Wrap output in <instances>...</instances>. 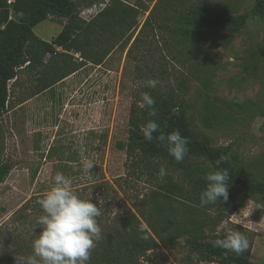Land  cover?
<instances>
[{
  "label": "rangeland",
  "instance_id": "obj_1",
  "mask_svg": "<svg viewBox=\"0 0 264 264\" xmlns=\"http://www.w3.org/2000/svg\"><path fill=\"white\" fill-rule=\"evenodd\" d=\"M110 1L75 0L76 14L89 22ZM159 1L125 0L140 12L139 28L130 46L126 50L116 48L101 66L80 65L79 56H69L68 64L78 66V72L36 96L42 72L65 59L53 60L47 55L44 66L26 65L10 82L7 112L0 117V165L12 166L0 187V264H15L16 255L32 254L31 239L37 237L38 230L30 214L26 221L20 212L32 199L44 198L54 186L57 172L72 180V191L91 193L92 186L109 184L126 211L142 223L138 213H149L150 199L166 175L192 191L194 184L186 171L169 168L161 177L158 167H131L123 148L131 105L154 77L160 90L180 92L183 84L181 94L188 105L193 133L211 146L230 147L234 169L256 183L264 182V22L250 20L241 33H222L209 44L194 48L173 33L177 15L156 9ZM184 1L188 5L201 2L216 14L233 15L249 12L255 4V0ZM11 18L17 19L15 15ZM66 22L51 17L34 33L51 43ZM208 107L217 116L212 127L206 125ZM82 153L95 163L88 173L82 168ZM204 165L201 172L193 166L192 176L206 179L211 168ZM169 207L164 217L165 222H172L171 227L192 217L199 226L197 234L207 240L223 239L239 231L249 241V249L242 256L264 263V198L238 187L226 202L212 207L183 199L174 200ZM230 209H235L232 215ZM158 223L163 229L168 226L164 220ZM185 241L186 235L173 242L158 241L161 260L170 264H222L202 260Z\"/></svg>",
  "mask_w": 264,
  "mask_h": 264
},
{
  "label": "trees",
  "instance_id": "obj_2",
  "mask_svg": "<svg viewBox=\"0 0 264 264\" xmlns=\"http://www.w3.org/2000/svg\"><path fill=\"white\" fill-rule=\"evenodd\" d=\"M8 1L0 0V117L7 112L10 82L17 79L19 70L26 65L31 68L44 66V58L47 55L53 60L55 57L65 58L60 62L52 61L53 64L42 72L40 88L36 94L38 96L78 72L80 69L78 66L72 67L68 64L69 56H79L82 60L80 65H84L85 62L101 66L116 48L126 50L130 46L140 24L139 10L126 4L125 0H111L89 22L78 18L75 0H15L11 4ZM175 1L167 3V0H160L156 9L163 8L166 14L177 15L173 33L182 43L194 48L209 44L222 33L239 34L250 20L258 19L264 22V0H255L253 9L242 15L216 14L201 2L188 5L189 3L184 0H177L178 4H174ZM11 15H15L17 19L11 18ZM51 17L67 19V22L60 34L48 43L40 40L34 29ZM148 24L150 21H147ZM137 40L134 41V46ZM57 50H61L62 53ZM158 86L151 88L146 85L136 96L130 108L128 139L123 148L131 167H141L145 170L163 167L165 172L169 168L177 172L183 170L187 172L186 176L190 178L194 187L189 191L184 185L166 175L163 181L160 180L159 190L150 199L149 213H138L144 223L126 211L127 208L118 198L115 189L107 183L92 186L91 193L86 190L73 191L81 199L91 200L97 204L101 213L96 218L102 230L101 238L95 242L86 264H170L161 260L158 241L173 242L182 235H186V245L198 253L202 260L222 264H264L253 263L242 254L237 255L214 247L215 240H207L197 234L199 226L192 217L176 227L170 226L172 222H165L164 212L170 208L174 200H190L200 204V195L207 181L192 176L193 166L201 172V165L208 164L212 171L217 168L216 161L221 155L227 156L228 159L219 167L226 168L230 175L228 199L238 187L250 195L264 198V182L256 183L234 169L230 147L211 146L193 133L188 120V105L181 94L183 84L180 86V92L160 90L161 87ZM142 93H149L155 100L157 116L150 117L148 108L141 109L137 106ZM216 118L214 110L208 107L206 125L212 127ZM149 120H155L159 125V130L154 133L151 142L145 140L141 132V127ZM176 130L190 141L188 152L180 163L168 154L166 144L155 139L161 132L167 134ZM11 170L12 166L8 163L0 165V187ZM40 199H32L20 212L25 217L30 214V221L37 227V235L41 229L36 222L43 214L37 203ZM224 202L226 201L221 198L216 203ZM234 211L235 209H230L229 214L232 215ZM24 219L29 220L28 217ZM163 220L164 224L168 225L164 229L158 223ZM36 238L32 237L31 240L34 241ZM2 261L7 263L9 258H3Z\"/></svg>",
  "mask_w": 264,
  "mask_h": 264
},
{
  "label": "clouds",
  "instance_id": "obj_3",
  "mask_svg": "<svg viewBox=\"0 0 264 264\" xmlns=\"http://www.w3.org/2000/svg\"><path fill=\"white\" fill-rule=\"evenodd\" d=\"M158 83L153 79L146 82L151 88H155ZM137 106L141 109L148 108L150 117L157 116L155 100L149 93L141 94ZM158 130L159 125L155 120H149L141 127L144 139L149 142L154 139V133ZM155 139L167 145L168 154L177 163L183 162L190 141L179 130L167 134L161 132ZM227 159V156L221 155L216 161L217 168L207 173V184L200 195L201 207L215 204L221 198L227 201L230 175L226 168L219 167ZM81 160L85 173L95 166L94 161L83 153ZM165 174L162 167L159 175L163 177ZM71 189L72 180L57 172L54 186L44 198L37 201L43 214L36 222L41 231L32 243V254L16 255L15 264H86L89 260L95 242L101 238L102 230L96 219L101 213L97 204L81 199ZM213 246L239 255L249 249V241L241 232L233 231L225 238L213 241Z\"/></svg>",
  "mask_w": 264,
  "mask_h": 264
},
{
  "label": "built area",
  "instance_id": "obj_4",
  "mask_svg": "<svg viewBox=\"0 0 264 264\" xmlns=\"http://www.w3.org/2000/svg\"><path fill=\"white\" fill-rule=\"evenodd\" d=\"M9 4H11V2H9ZM96 12H97V11H96ZM98 12H99V11H98ZM98 12H97V13H98ZM97 13H96V14H97Z\"/></svg>",
  "mask_w": 264,
  "mask_h": 264
}]
</instances>
